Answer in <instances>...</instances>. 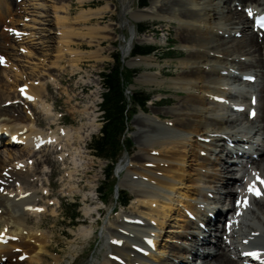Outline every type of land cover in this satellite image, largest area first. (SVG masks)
Masks as SVG:
<instances>
[{
    "label": "bare ground",
    "instance_id": "1",
    "mask_svg": "<svg viewBox=\"0 0 264 264\" xmlns=\"http://www.w3.org/2000/svg\"><path fill=\"white\" fill-rule=\"evenodd\" d=\"M132 1L121 4L123 18L130 15L123 24L133 32L124 55L129 56L134 42L151 40L149 36L138 38L134 23L153 17L178 22L188 54L179 64L181 73L170 86L185 95H180L182 99L170 109L172 118H165L164 125L139 118L142 120H138L137 133L143 142L134 160L140 167L129 169L126 178L134 187L131 204H135L136 214H120L114 226L108 228V251L100 264H264V126H260V122L264 125V32L257 30L249 17L251 11H264V0H255L259 4L250 3L243 8H239L240 0H151L150 8L137 12L131 11L136 0ZM35 5L0 0V59L16 76L22 73L13 65L11 41L35 35L23 32L13 37L4 29L7 26L19 30L14 25L19 22L21 8L15 7L23 6L30 13L29 8H36ZM92 11L87 15L83 12L81 18L101 16L114 11V7L107 2ZM8 17L13 24L5 25L2 31ZM56 19L64 27V18L56 15ZM66 31L65 35L71 36L72 30ZM69 56L73 73L79 71L83 59L94 57L93 53L75 50ZM58 58L60 62L61 57ZM148 58H135L140 62L131 60L128 64L155 65ZM162 72L153 71L151 77L144 74L141 81L164 84L160 79ZM247 76L255 77V81L245 79ZM9 81L10 78L0 77V264H13L21 255L25 260H17L16 264H62L60 256L50 253L58 252L53 246L57 235L51 229L46 231L49 227L43 218L47 214L58 215L62 195L82 192L84 202L97 198L96 184L89 181L88 193L81 186L83 175L89 173L94 161L87 143L99 129L96 99L82 109L72 108L73 114L86 121L73 127L65 124L57 104L49 101L46 91H50L52 81L24 80L27 90L20 91V84H16V90ZM25 93L29 97H24ZM253 96L257 99L255 106ZM252 108L258 111L254 119L250 117ZM146 116L163 118L153 111ZM240 154L248 157L246 163L243 157L237 158ZM190 161H196L197 167ZM56 163L62 166L60 185L51 182L56 173L53 168L50 178H45L47 165ZM148 164L157 171L146 168ZM238 172L245 180L241 185H237L241 181ZM56 186L60 187L59 197ZM94 204L85 205V217L94 218L95 210L102 215V209ZM181 207L197 219L184 218L186 224H178L183 231L176 232L175 240L171 238L167 252H160L164 226ZM230 210L234 213L232 221L227 217ZM84 222L73 231L75 240L92 236L94 226ZM198 255L205 260L198 263ZM75 256L71 253L66 264H73Z\"/></svg>",
    "mask_w": 264,
    "mask_h": 264
},
{
    "label": "rangeland",
    "instance_id": "2",
    "mask_svg": "<svg viewBox=\"0 0 264 264\" xmlns=\"http://www.w3.org/2000/svg\"><path fill=\"white\" fill-rule=\"evenodd\" d=\"M129 1L133 2L132 0H86L83 2L80 0H55V3H53L48 0H17L18 4H36L37 9L28 7L30 9V13H26L23 6H20L19 8L18 6L15 7L16 10L21 8V12L19 11L20 16L17 19L19 22L14 25L17 29H19L18 31L7 29V26L4 29L5 25L10 26L13 24L11 17H8V19H6V23L2 25V31H8L13 37L21 35L23 32H31L35 35L31 38L28 37L27 39L23 38L11 41V46L9 48L11 52H9L12 56V62L14 63L12 64L19 68L22 76H16L15 72L11 68L9 69V66H5L4 59H0V63L2 64L0 67L2 76L0 77H3L4 80H6V78H10L11 81H9V83L12 82L11 86L14 87V89L17 90L18 88L19 90L17 91H20V89L26 90L27 85H24V80L32 83L38 81L39 79L42 81L46 80L47 82L52 81L50 82V91H46V94H48L49 98H51L49 101L52 103L55 102V105L57 104L58 111L66 121L65 124L73 127H78L82 123H86V121L82 120V117L77 114H73L72 108L77 107L78 109H82L85 104L96 99V120L99 129L87 143V149L89 148L90 151H88L89 153L91 152L90 155L92 154L93 157H91L94 161L89 173L87 175H83L81 186L83 187V191L88 193L91 191L89 181L96 184L95 187L98 191L95 196H97V198L93 199V201L90 200L84 202L82 192L77 193L74 196L62 195L61 200H59L58 215L51 216L50 214H47L43 218L44 223L47 227H49L46 228V231L51 229L55 235H57V241L53 243V246L58 250V252L50 253L52 256H60L63 259L62 264H66L68 259H71V257H69L71 253L74 254V256L76 254L73 264H100L103 261L104 253L108 251V238L106 235V232L109 231L108 228L114 226L120 214H136V210L133 208L135 207V204H131L133 201L132 199H134V187L129 185L130 183L126 181V178L128 176L129 169H133V166L140 167V163L134 160V156H137L141 152L140 148L143 142L137 133V129L140 127L138 120H142L139 118H143L144 120L149 119L156 124L164 125L166 120L165 118H172L168 114L170 109L182 99L180 95H185L184 92H178L170 86V82H172L174 78L181 73L179 64L188 54L187 50L183 47V41L181 39L183 30L180 28L178 22L164 17H153V19L142 20L134 23L137 37L141 38L143 36H149L151 40L145 42L136 41L134 42L132 49L134 45L150 44L155 45L158 50L154 54L148 56H131V53L127 57L124 55V49L130 44L133 32L129 25L125 26L123 24L126 21L125 18L129 19L130 15L127 14V17L124 16L123 18L121 4ZM240 1L242 4L240 3L241 6H239V8H243V6L249 5L250 3H253L254 5L256 3L259 4V2H255V0ZM107 2H111L113 4L114 11L106 12L101 16L92 17L90 19L81 18L82 16L80 15H83V12L87 15L90 14L92 10L98 11L100 8L105 6ZM138 3L139 0H136L133 4V8L131 9V11H135L132 12L139 11L137 9H143L139 7ZM40 4H43L44 7L40 8ZM150 6L151 0H149L147 8H150ZM54 10H57V13ZM161 13L165 14L164 12ZM56 15L64 18V20H62L64 27H60L61 23L57 24L58 21L56 19ZM139 24H146L150 26L147 32L143 35L138 32L137 27ZM63 30L64 33L62 32ZM66 30H72L70 33L71 36L65 35V32H67ZM260 37L263 38V36ZM91 40L96 42L91 44L89 42ZM69 42L71 43L69 44ZM60 49L63 53L59 55L58 52ZM74 50L83 53L89 52L94 55L93 58L83 59L79 63V71L75 73L72 72V62H70L71 56H69V53ZM62 54H64V56ZM117 55H119L122 60L123 68L125 67L128 74L133 76L131 83H127V93L134 90H144L149 93H153V98L149 103L147 112L142 110L137 111L128 122L126 139L130 142V147L128 150L124 151L122 157L116 165L113 178L114 181H107L105 179V172L107 170L108 161L94 155L91 149V143L93 137L100 134L103 124L101 120L102 112L100 110L102 92L104 91L101 72L105 71L110 65L114 64V57ZM58 56L61 57L60 62L58 60ZM139 57H152V59L148 58L151 59L149 62H152L155 65L152 67L139 65L137 63L140 62V59L133 60ZM131 60L137 62V65L132 66L128 64ZM54 62H56L57 66H55ZM156 70L164 72V75L160 76V79L164 81V84H148L141 81L144 79L142 75H150L151 77L152 72ZM50 76L52 78H50ZM245 79H247V77H245ZM16 84H20V88H15ZM15 94H18V92ZM75 96H77V99L74 98ZM6 106H9V103ZM150 111H153V113L158 112L164 119L147 117L146 115ZM245 115L247 116V111ZM63 118L62 122L64 125ZM261 123L263 122H260V126H264ZM232 147L233 145H230V148ZM214 157L215 154L213 155V158ZM238 157L241 159L243 157L245 160L247 159V157L243 155H238L237 158ZM262 158L263 157L260 159ZM260 161L261 160L257 162L260 163ZM190 163L194 164L195 168L197 167L196 161H190ZM235 164H237V162H235ZM145 166L146 168H150V170L154 169V172L157 171V168L153 165L148 164ZM256 167L258 168L257 165ZM52 168L55 169L56 173L52 177V181H50L53 184L60 185V182H62L60 179L63 177V174L60 170L62 169V166L59 163H56L54 166L50 164L47 165V168L45 169V178L49 176ZM192 174L195 175L194 171H192ZM238 175V178L241 181H239L237 185H241L245 182V180L241 179L242 172H238ZM113 182H115V188L112 184ZM54 188H56L55 194L57 196L61 195L60 187L56 186ZM100 191H103V193L101 194ZM120 194L130 197L131 200L127 206H120ZM86 204H94L93 207L98 205V208L102 209V215L100 216V214L95 210L92 214L94 218L85 217L83 209ZM74 209H77L76 213H78V218L73 220L71 219V215L74 214ZM180 210V212H174L172 214V219H170V224L168 223V225L166 224L164 226L163 235L159 239L160 245H158L160 252H167V246H169L172 242L170 241L171 238H176V232L183 231V228L179 225L184 226L186 224L185 220H192L196 218L195 214H189L185 208L181 207ZM233 214L234 213H231V210L228 212V221H232L234 216ZM251 216L254 217L253 214H251ZM179 217L183 218L180 219ZM184 218L186 219L183 220ZM82 222H84L85 225L94 226L93 234L87 240H75L73 231L76 230L75 228L77 226H81ZM30 225H33V223ZM70 243H72V245ZM209 245L213 244L209 243ZM202 246L203 245H200V247ZM156 252L159 251L157 250ZM150 259L153 260L152 257H150ZM196 259L198 260V263L205 260L204 257L199 255ZM17 260L23 262L25 260V256L21 255L19 259H14L13 264H16Z\"/></svg>",
    "mask_w": 264,
    "mask_h": 264
},
{
    "label": "trees",
    "instance_id": "3",
    "mask_svg": "<svg viewBox=\"0 0 264 264\" xmlns=\"http://www.w3.org/2000/svg\"><path fill=\"white\" fill-rule=\"evenodd\" d=\"M139 7L144 8L149 5V0H139ZM149 25L139 24L137 29L139 34L147 32ZM158 48L155 45L141 44L134 45L131 56H147L154 54ZM123 68L119 55L114 57V64L101 72L103 101L100 104L102 112V128L99 135L92 139L91 149L95 156L108 161L105 179L114 181V173L117 163L125 150L130 147V142L126 139L128 122L137 111H147L149 103L152 101L153 93L144 90H134L127 93V83H131L133 76L128 74ZM115 188V182L112 183ZM102 194L103 191H100ZM120 205L127 206L130 197L119 195ZM77 209L71 219H77Z\"/></svg>",
    "mask_w": 264,
    "mask_h": 264
},
{
    "label": "snow or ice",
    "instance_id": "4",
    "mask_svg": "<svg viewBox=\"0 0 264 264\" xmlns=\"http://www.w3.org/2000/svg\"><path fill=\"white\" fill-rule=\"evenodd\" d=\"M255 194L258 195V196L261 195V193H259V192H256Z\"/></svg>",
    "mask_w": 264,
    "mask_h": 264
}]
</instances>
